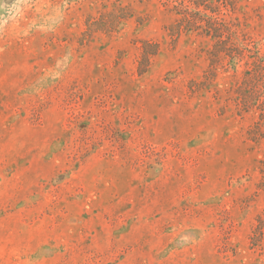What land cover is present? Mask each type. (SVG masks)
Returning <instances> with one entry per match:
<instances>
[{
	"label": "rangeland",
	"instance_id": "obj_1",
	"mask_svg": "<svg viewBox=\"0 0 264 264\" xmlns=\"http://www.w3.org/2000/svg\"><path fill=\"white\" fill-rule=\"evenodd\" d=\"M0 264H264V0H0Z\"/></svg>",
	"mask_w": 264,
	"mask_h": 264
}]
</instances>
